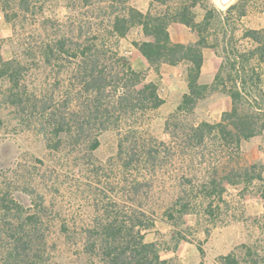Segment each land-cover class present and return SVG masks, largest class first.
<instances>
[{
	"label": "trees",
	"instance_id": "1",
	"mask_svg": "<svg viewBox=\"0 0 264 264\" xmlns=\"http://www.w3.org/2000/svg\"><path fill=\"white\" fill-rule=\"evenodd\" d=\"M249 1L237 0L226 11L204 5V17L197 21L192 10L197 1L176 8L166 6L154 13L141 11L130 0H70V12L64 20L44 19L57 31L41 43L37 53L54 80L48 83L51 95L43 98L28 96L22 60L0 56V81L8 82L7 102L42 111L41 130L49 149L69 148V154L84 146L95 150L100 146L98 132L110 128L118 132L116 157L124 174L123 199L110 197L97 208L99 215L88 226L61 227L68 239L81 242L86 264H172L171 259L161 256L155 241L146 239L156 219L137 202L148 177L168 165L173 170L167 172L177 175L181 188L165 210L171 221L195 213L199 205L214 215L226 202L228 185L259 181L264 200V175L256 163H245L242 151L243 141L264 132V27L245 28L238 36L229 16L236 11L242 19ZM116 3H122L121 8ZM82 9L85 11H79ZM7 19L12 20L8 15ZM172 22L191 27L198 39L175 42L169 31ZM135 26L142 28L145 39L133 44L155 70L164 63L187 65V91L166 121L170 141L142 129L165 103L158 84L144 71L135 70L114 47ZM206 48L222 59L209 83L200 79ZM25 54L36 57L31 48ZM57 91L62 95H56ZM214 92L227 94L230 107L219 121H195L198 103ZM179 170L182 173H176ZM126 174L135 176L129 179ZM1 200L9 199L3 196ZM10 201L22 218L23 205ZM38 217L37 211L27 216L31 221L28 230L22 222L6 227L12 240L7 264H21L25 238L33 242L45 230L38 227ZM243 246L246 259L231 251L219 255L214 264L264 262V258L253 256L252 247Z\"/></svg>",
	"mask_w": 264,
	"mask_h": 264
},
{
	"label": "rangeland",
	"instance_id": "2",
	"mask_svg": "<svg viewBox=\"0 0 264 264\" xmlns=\"http://www.w3.org/2000/svg\"><path fill=\"white\" fill-rule=\"evenodd\" d=\"M193 1L198 2L193 11L201 19L205 14L204 5L226 11L237 0L165 2L174 8ZM5 2L8 5L3 7L1 3ZM165 2L153 0L150 10L154 13L164 11L166 6L161 5ZM69 4L70 0H0V56L5 59L16 56L23 61V79L28 83V96L31 98L50 96L48 83L54 81L44 61L37 56L41 43L57 31L55 27H50V23H45L44 19L64 20L70 12ZM115 6L121 8L122 3H116ZM7 15L12 20H8ZM236 15V11L229 14L230 25L236 29L238 36L245 28L263 26L264 0H250L247 14L242 19ZM134 41H141L137 28L129 32L127 37L118 39L114 47L135 70L144 71L149 80L156 78L159 81V91L165 99V103L153 114L150 125H144L142 129L145 132L150 130L161 140L170 141L166 121L177 109L186 89L187 65H175V68L165 71V75L160 74V68L153 72L149 69L140 70L139 61L132 51ZM29 48L35 51L36 57L25 54ZM211 51L206 54L202 82L212 79L211 73L213 76L222 61L215 51ZM179 70L185 75L181 76ZM7 90V80H1L0 264H7V251L12 247L6 227L22 222L28 230L31 221L27 216L35 211L39 216L38 227L45 230L33 242L29 241L28 236L25 238L20 263L86 264L88 259L82 253L81 242L77 238L68 239L61 227L64 224L78 228L88 226L99 215L97 208H101L110 197L116 195L123 199L124 174L121 162L116 157L118 132L114 128L98 132L100 146L95 150L84 146L76 150L77 153L69 154V148L49 149L46 136L41 130L42 111L10 104L5 95ZM57 93L62 95V92ZM230 105L227 94L214 92L198 103L193 119L219 121L223 111ZM242 151L245 163H256L264 175V132L243 141ZM172 170L173 167L168 165L148 177L149 181L143 184L137 201L143 203V207L156 219V225L146 233V239L157 243L163 258L171 259L172 264H214L219 255L236 251L244 259V244L252 247L254 257L264 258V200L260 192L261 182L228 185L224 194L226 202L214 215L207 214L205 207L199 205L195 213L186 214L173 222L167 218L165 210L181 188L177 175L167 172ZM176 173H182V170ZM125 176L132 179L135 175ZM3 196L9 200L2 201ZM11 199L23 205L22 218H18V208Z\"/></svg>",
	"mask_w": 264,
	"mask_h": 264
},
{
	"label": "crops",
	"instance_id": "3",
	"mask_svg": "<svg viewBox=\"0 0 264 264\" xmlns=\"http://www.w3.org/2000/svg\"><path fill=\"white\" fill-rule=\"evenodd\" d=\"M153 0H130V4L137 7L138 9H140L141 11L143 12H147L148 10H150L151 8V4H152ZM164 4H162L161 6H163ZM165 6H168L165 4ZM173 8V7H172ZM176 8V7H175ZM194 7H192V10H193ZM194 12V11H193ZM199 16L196 15V20L197 21H200L203 19V17L201 19L198 18ZM261 27H264L261 26ZM261 27H255V28H261ZM137 28V32L140 36V39L141 40H144L145 37L143 35V32H142V28L140 26H135L133 27L131 31H133V29ZM169 31L171 33V37L172 39H176L175 41L176 42H184V43H187V42H190V41H196L198 39V34L196 31H194L191 27L181 23V22H172L170 25H169ZM175 36V38H173ZM188 37V38H187ZM184 38H187V40H184ZM133 54L134 56L138 59L139 61V69L140 70H144V69H149L150 72H153V70L155 71V69L150 65L149 61L147 60V58L141 53V51L133 44ZM209 52H212L210 48H206L205 49V60H206V54H208ZM205 63V62H204ZM221 64V63H220ZM220 66V65H219ZM172 68H175V65H170V64H167V63H164L160 66V74H163L165 75V71L167 70H171ZM219 69V68H217ZM157 71V70H156ZM218 70H215L214 71V74L212 76V73H211V77L212 79H214L213 77H215V74ZM180 72V70L178 71ZM204 74H205V69H204V66H203V70H202V74H201V80L203 79L204 77ZM180 75L181 76H184L185 73L184 72H180ZM210 79V80H206L205 82L206 83H209V82H212L213 80ZM153 80L159 85V81L156 79V78H153ZM187 91V85H186V89L184 90V93ZM228 109V108H227ZM258 136V135H257ZM256 137V136H255ZM254 138V137H252ZM251 138V139H252ZM228 253V252H227ZM225 253V254H227ZM215 263V262H214Z\"/></svg>",
	"mask_w": 264,
	"mask_h": 264
},
{
	"label": "bare ground",
	"instance_id": "4",
	"mask_svg": "<svg viewBox=\"0 0 264 264\" xmlns=\"http://www.w3.org/2000/svg\"><path fill=\"white\" fill-rule=\"evenodd\" d=\"M221 1L226 2L227 0H221Z\"/></svg>",
	"mask_w": 264,
	"mask_h": 264
}]
</instances>
